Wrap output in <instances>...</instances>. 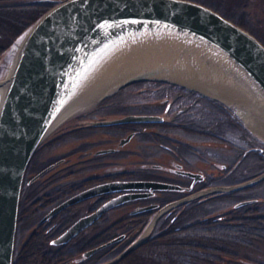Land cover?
Masks as SVG:
<instances>
[{"label": "water", "instance_id": "1", "mask_svg": "<svg viewBox=\"0 0 264 264\" xmlns=\"http://www.w3.org/2000/svg\"><path fill=\"white\" fill-rule=\"evenodd\" d=\"M5 55L9 64L0 77V264L14 263L21 191L32 157L57 126L83 108L138 81L191 88L177 79L207 78L234 85L264 110V42L197 0H56L13 40ZM126 121L160 118L132 114L96 123ZM263 179L264 172L238 184L209 187L196 197L240 189ZM171 187L175 185L113 180L80 191L55 210L98 193L126 190L78 218L54 242L69 241L105 212L147 194L129 190ZM182 202L160 209L133 242L100 264H116L142 245L160 214ZM124 236L119 234L85 255Z\"/></svg>", "mask_w": 264, "mask_h": 264}, {"label": "flooded vegetation", "instance_id": "2", "mask_svg": "<svg viewBox=\"0 0 264 264\" xmlns=\"http://www.w3.org/2000/svg\"><path fill=\"white\" fill-rule=\"evenodd\" d=\"M6 59L0 63V77L9 64V57L6 56ZM215 111L214 98H208L187 86L161 81H138L125 85L102 101L67 118L55 130V133H59L50 138V144L47 147L43 145L44 142L40 145L36 151L40 153L36 155L35 152L26 169L13 264H90L94 260H102L103 248L90 256H86L85 252L104 243L102 240L106 213L69 241L55 243L54 240L78 218L94 212L108 199L126 191L98 193L55 210L72 195L103 182L147 180L175 185L171 188L129 190L147 194L114 207L131 204L126 217L131 220L129 230L137 232L167 204L183 200L160 214L152 234L161 222H166V225L159 231H165L170 226L179 227L187 205L198 207V202L205 199H215L216 196L223 198L232 193L196 197L203 189L225 182L230 172L226 163H217L220 166L219 172L203 171L197 166L200 145L215 142L216 133L210 130L211 122L207 119ZM132 114L154 115L160 121L96 123ZM70 136L79 137L78 158L72 156L77 145L71 141H65L66 148L63 152L54 151V147ZM200 136L203 137V143H200ZM221 138L223 137L218 139ZM256 147L260 146L253 147L255 149L251 151L264 158V151H259ZM242 155L244 157L239 158L240 163L247 158V151ZM77 164L81 165L83 172L80 179L72 181L69 176L64 180L69 182L64 187L35 194L36 181L41 177L51 173V178H55L62 170L71 171L72 166ZM239 190L242 189L233 192ZM191 197L193 198L190 199ZM246 200L251 201L237 206ZM256 201L255 196H245L238 199L234 206L253 205ZM53 210L55 211L46 217ZM100 263L102 261L98 264Z\"/></svg>", "mask_w": 264, "mask_h": 264}, {"label": "rangeland", "instance_id": "3", "mask_svg": "<svg viewBox=\"0 0 264 264\" xmlns=\"http://www.w3.org/2000/svg\"><path fill=\"white\" fill-rule=\"evenodd\" d=\"M2 3L11 4L14 1L8 0H0ZM25 1L36 2L40 0H18V2L22 3ZM50 1L55 3L56 0H43ZM222 5H226V10L232 14V18L235 22L240 23L244 22L245 27L251 30L252 32L256 31L261 38L264 39V0H222ZM222 7V6H221ZM222 9V8H220ZM8 49V48H7ZM6 50L0 53V63L6 59ZM9 62V60H8ZM173 84V83H172ZM179 85V84H176ZM182 86V85H179ZM195 90V89H194ZM198 91V90H197ZM200 94L205 95L210 98L211 96L205 94L203 92L198 91ZM112 94V93H111ZM109 96V95H108ZM107 96V97H108ZM106 98V97H105ZM104 98V99H105ZM214 98V97H211ZM216 111L214 114H211L208 117V121L211 122L210 130L216 133L215 142L208 145H200L199 149V162L198 167L203 171H214L219 172L220 166H218V162L226 163L228 169H230L229 175L225 178V182L211 185L209 187L217 186V185H234L241 183L245 180L252 178L253 175L257 173L264 172V158L257 156L256 152H252V148L255 146H260L264 148V138H262L258 133H256L239 115L237 109L232 104H226L216 98ZM103 100V99H102ZM100 100V101H102ZM99 102V101H98ZM229 110V111H228ZM210 119V120H209ZM66 121V120H65ZM64 121V122H65ZM62 122L59 126L64 124ZM57 126L55 130L59 127ZM208 126V125H207ZM55 130L50 133V135L45 139L43 145L50 144V138L59 133ZM222 136L223 138H220ZM60 137V135L58 136ZM57 137V138H58ZM200 143H203L202 136H200ZM69 141L75 143L77 145V149L74 150L72 156L74 158H78L79 155V137L70 136L66 138L64 141H61L54 147V151L63 152L66 148L65 145ZM73 146V145H72ZM260 151V149H258ZM38 151V150H37ZM247 151V158L240 163V157H244L242 155ZM264 151V150H263ZM262 151V152H263ZM37 153V152H36ZM38 152L36 155H38ZM264 155V152H263ZM216 162V163H215ZM219 167V168H218ZM81 165L77 164L72 166L71 171L62 170L61 173L57 177L51 178V173H48L41 177L36 181L35 184V194H41L44 191L57 188L64 187L69 182L64 181L68 179L69 176L72 178V181L80 179L82 174ZM55 179H58L57 181ZM207 187V188H209ZM205 188V189H207ZM242 190L233 192V190H224V191H214L207 193L205 195H201L208 197L214 193H228L230 194L224 195L223 198L219 196L213 197L215 199H205L201 202L198 207H194V205H187L185 211L183 212V216L181 218V222L179 225H185L190 222L199 220L204 217H213L218 215L228 214L229 211H233L234 214L231 216L240 217L245 214L246 209L251 207H258L257 210L251 212L249 214L264 216V179L256 182L247 187L240 188ZM204 190V189H203ZM236 190V189H235ZM199 196V197H201ZM245 196H255L257 201L253 205H244L241 207L234 206L238 199L244 198ZM212 199V200H211ZM240 206V205H239ZM131 208V204H125L124 206H120L114 208L110 211L105 212L104 216V227L109 226L116 220L122 218H128L127 221V231H124L125 236L120 242L113 247L111 250L103 251L102 260H94L90 264H98L100 261L105 262L114 256H116L121 250H123L126 246H128L131 242H133L147 227L149 222L144 228L139 229L137 232L130 231L129 225L131 220L129 217H126ZM152 219V218H151ZM150 219V220H151ZM166 222H161L158 226L155 233L159 232V229L164 227ZM224 259H216L210 264H264V238L260 236V239H254L251 243H233L231 246V252L225 253ZM183 259L172 258V259H161L159 262H155L153 264H187Z\"/></svg>", "mask_w": 264, "mask_h": 264}, {"label": "trees", "instance_id": "4", "mask_svg": "<svg viewBox=\"0 0 264 264\" xmlns=\"http://www.w3.org/2000/svg\"><path fill=\"white\" fill-rule=\"evenodd\" d=\"M11 1L14 2L8 4L0 1V53L54 4L43 0L29 3ZM197 1L232 18V14L225 9L226 5H222V0ZM239 24L245 27L244 22ZM253 33L264 42L256 31ZM255 210L257 208L254 206L246 209L247 214L240 217L231 216L234 212L229 211L225 215L204 217L179 227L170 226L165 231L152 234L116 264H153L161 259L172 258L183 259L187 264H210L216 259H224L223 255L231 252L233 243L249 244L254 239H260V236L264 238V216L249 214ZM127 221L128 218H122L106 227L102 242L127 231ZM119 242L106 246L104 252L116 247Z\"/></svg>", "mask_w": 264, "mask_h": 264}, {"label": "bare ground", "instance_id": "5", "mask_svg": "<svg viewBox=\"0 0 264 264\" xmlns=\"http://www.w3.org/2000/svg\"><path fill=\"white\" fill-rule=\"evenodd\" d=\"M177 81L200 92L218 96L226 104H232L241 118L264 138V110L255 105L250 98L240 92L234 85L228 84L226 81L207 78H178Z\"/></svg>", "mask_w": 264, "mask_h": 264}]
</instances>
